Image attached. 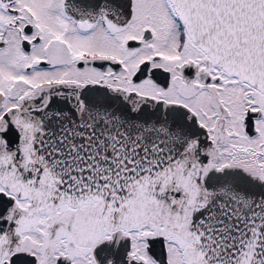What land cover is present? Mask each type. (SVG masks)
Instances as JSON below:
<instances>
[{"label":"snow or ice","instance_id":"6c2138e0","mask_svg":"<svg viewBox=\"0 0 264 264\" xmlns=\"http://www.w3.org/2000/svg\"><path fill=\"white\" fill-rule=\"evenodd\" d=\"M0 264H264V0H0Z\"/></svg>","mask_w":264,"mask_h":264}]
</instances>
